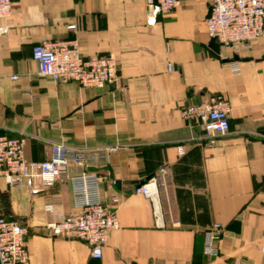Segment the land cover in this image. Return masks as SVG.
<instances>
[{"label": "crops", "instance_id": "0c3cea01", "mask_svg": "<svg viewBox=\"0 0 264 264\" xmlns=\"http://www.w3.org/2000/svg\"><path fill=\"white\" fill-rule=\"evenodd\" d=\"M210 5L178 0L148 25L145 0H11V14L0 19V135L23 136L28 161H42L59 142L118 147L93 166L106 176L99 200L118 222L99 259L46 228L55 216L45 204L58 217L78 211L68 179L32 196L0 178V211L25 227L28 264H264V33L237 53L221 46L214 53L205 27ZM39 41H75L85 58L110 55L117 78L81 89L39 77L31 58ZM212 96L228 101L230 131L208 145L179 108ZM160 168L169 175L158 189L163 228L151 203L133 193ZM215 223L219 252L207 256L204 233Z\"/></svg>", "mask_w": 264, "mask_h": 264}, {"label": "built area", "instance_id": "2783aa9c", "mask_svg": "<svg viewBox=\"0 0 264 264\" xmlns=\"http://www.w3.org/2000/svg\"><path fill=\"white\" fill-rule=\"evenodd\" d=\"M178 0H145L148 9L147 24L152 25L159 15L173 11ZM11 14V0H0V19ZM206 34L233 53L245 49L261 38L264 33V0H211L209 16L205 21ZM74 30V26L68 27ZM6 32L0 26V35ZM31 58L36 64L37 75L55 82L71 81L81 89H103L117 78V64L114 57H83L75 41H39L31 49ZM232 68L238 71L236 63ZM172 71V64H167ZM13 80L17 77H12ZM230 106L222 96H212L203 101L183 105L179 108L181 119L187 123L199 124L203 131L201 139L213 145L217 139L230 131ZM24 137L0 135V178L12 188L26 190L32 196L52 188L61 176L68 179L73 187L74 203L77 212L58 217L53 205H44L48 215L55 220L46 224L51 236L76 239L90 250V256L99 259L102 248L111 231L118 228L117 217L109 204L98 197V186L106 176L96 172H82L72 176L69 168L93 167L106 161L118 147L90 149L71 147L62 142L51 144L50 150L42 161H28L23 155ZM178 154L184 153L183 147L177 148ZM169 175L163 168L138 183L133 193L147 199L152 206L153 218L157 227L163 228L159 198V186L168 180ZM113 185L116 184L112 180ZM112 203L117 199L113 197ZM26 229L15 220L7 219L0 211V264H28L29 252L26 247ZM221 225L215 223L205 231L203 253L207 256L218 255L217 242L220 239Z\"/></svg>", "mask_w": 264, "mask_h": 264}, {"label": "water", "instance_id": "95a60500", "mask_svg": "<svg viewBox=\"0 0 264 264\" xmlns=\"http://www.w3.org/2000/svg\"><path fill=\"white\" fill-rule=\"evenodd\" d=\"M209 16V15H208ZM208 47L211 49L214 53L218 54L220 50V45L215 41V39H210L208 42ZM237 59V58H235ZM89 172H97L98 168L90 167L87 169Z\"/></svg>", "mask_w": 264, "mask_h": 264}]
</instances>
